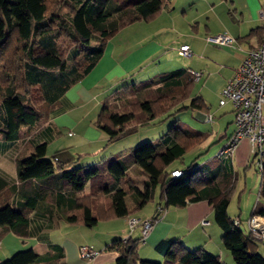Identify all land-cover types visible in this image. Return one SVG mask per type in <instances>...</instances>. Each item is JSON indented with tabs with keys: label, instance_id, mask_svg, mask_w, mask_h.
Masks as SVG:
<instances>
[{
	"label": "trees",
	"instance_id": "trees-1",
	"mask_svg": "<svg viewBox=\"0 0 264 264\" xmlns=\"http://www.w3.org/2000/svg\"><path fill=\"white\" fill-rule=\"evenodd\" d=\"M60 2L0 0V139L5 144L25 143L35 135L56 113L66 92L96 68L108 40L132 24L156 20L166 4V0H64L67 11L60 15ZM194 80L191 71L177 69L122 88L102 105L95 124L107 136L106 147L162 118L190 108L204 109L199 98L189 107L182 105L192 94ZM113 101L123 105L122 112L113 108ZM208 138L180 122L156 141L139 142L98 164L71 169H67L71 163L49 159L47 144H39L31 154L18 155L15 160L22 203L0 207V234L20 225L25 228L28 214L49 195H56L71 211L66 217L69 224L93 228L99 222L136 216L159 190L166 210L207 200L234 264H264L249 230L245 235L228 214L233 199L232 174L227 175L222 165L215 166L213 157L204 164H185L186 155ZM259 162L262 171L252 158L261 188L251 216L264 218V155ZM175 163L184 166L178 178L172 177ZM131 166L135 167L131 172L145 180L143 189L130 178ZM221 173L225 184L217 181ZM87 186L90 190L85 195ZM138 229L140 238L134 239ZM141 243V227L127 243L124 239L114 241L111 249L120 253L116 264H160L138 258ZM156 250L164 257L163 264H222L219 257L203 249L190 251L177 241H162ZM63 258V248L54 245L44 256L28 249L2 264H60Z\"/></svg>",
	"mask_w": 264,
	"mask_h": 264
},
{
	"label": "crops",
	"instance_id": "crops-1",
	"mask_svg": "<svg viewBox=\"0 0 264 264\" xmlns=\"http://www.w3.org/2000/svg\"><path fill=\"white\" fill-rule=\"evenodd\" d=\"M263 10L264 0H166L156 20L138 22L122 30L128 32L129 36L124 42L126 50L120 55L125 67L122 63L120 65L124 67L125 73H132L142 63L148 66L153 65L145 73V76H148L147 80L160 73L177 69L201 73L199 80H194L193 91L189 100L186 101V106L189 107L193 99L199 98L204 102L205 108L188 109L187 119L182 120V123L207 134L209 138L205 144L194 148L186 155L185 164H204L209 153L215 151L211 158L216 159L215 166L222 165L225 173L233 176V199L228 214L233 219H240V228L244 230L245 235L249 233L247 219L251 216L260 195L261 179L251 166L250 144L247 140L241 142L234 154L221 159L216 158L219 149L235 132V111L230 103L221 107L219 99L221 91L233 78L243 59L261 44L264 34V20L261 17ZM218 34L234 37L236 44L221 47L206 41L207 36ZM183 45L190 47L192 56L184 59L183 62H175L173 55L169 52L172 51L181 57L179 49ZM102 59L96 68H101ZM142 77L137 76L138 80ZM113 79L114 83L121 82L117 76ZM134 83L139 81L136 80ZM128 85L130 84H124V87ZM71 89L72 87L67 92ZM66 94L60 100L59 108L49 122L23 143L25 144L23 150L19 145L21 142L5 144L4 140L0 139V207L8 203L21 205L22 196L18 192L21 185L17 180L15 160L18 155L31 154L34 147L39 144H47L49 159L59 164L71 163L67 169L93 165V162L108 157L103 149L108 140L104 133L99 131L87 141L80 138L81 123L70 117L75 106L68 101ZM107 100L108 97L103 100V104ZM210 117H212L211 120H209ZM64 126L69 129L66 137L71 139L75 137V139L67 144H59L58 141L65 136L63 135ZM156 136L147 135L145 137L148 138L144 139L148 140L138 141H156L158 139ZM84 146L89 147L90 154L82 152L77 156L72 155L78 149L81 151ZM132 147L134 145H123L117 153L110 156L113 157ZM182 167H184L182 164L175 163L171 169L175 171ZM132 168L135 167L131 166L130 172ZM251 168L254 169V173L250 179L257 177L258 197L248 215V201L245 200L242 206V195L248 189L247 180ZM242 176L243 183L240 182ZM217 181L219 184H225L222 173ZM88 188L90 187L85 188V195L89 194ZM238 191L241 195L237 197V211H233L232 204ZM59 202L56 195L41 198L39 206L28 214V223L25 228L20 225L0 234V264L17 252L28 249H33L36 254L44 256L54 245H59L64 250V258L60 264H116L120 253L116 249H111V244L128 236L127 218L99 222L90 229L73 226L66 220L71 211H68L63 202H60L58 208ZM158 205L165 206L159 190L156 191L154 200L143 207L136 216L143 219L153 218ZM101 223L109 225L111 228L109 232L96 233L95 237L98 238H84L83 235L86 232L99 229ZM116 223L119 224V228L115 230ZM132 237L140 238L139 229ZM222 237L223 232L214 220L213 206L207 200H203L189 203L185 208H168L154 224L145 242L139 245L137 254L140 260L163 264L164 257L157 252L156 247L162 241H177L190 251L203 249L219 257L222 264H234L230 252L222 244ZM260 245L264 249V244L258 243L254 247L255 252L264 257L263 250L258 248ZM83 246L91 247L100 255L93 260L82 259L80 248Z\"/></svg>",
	"mask_w": 264,
	"mask_h": 264
},
{
	"label": "rangeland",
	"instance_id": "rangeland-1",
	"mask_svg": "<svg viewBox=\"0 0 264 264\" xmlns=\"http://www.w3.org/2000/svg\"><path fill=\"white\" fill-rule=\"evenodd\" d=\"M60 1H61L60 2L61 7L59 8V14L65 15L67 9L62 5L64 0H60ZM128 37H129L128 32L121 31L116 36L109 39L105 46V53L102 59L103 64L101 68L99 69L95 68L84 80H82L81 82L73 86L72 89L66 94L68 101L75 106L74 111L70 114V117L76 119L79 123H81L80 124V129H81L80 138L84 141L90 140L93 137L92 136L93 134L95 135V133H99V130L96 128L95 124L97 122L99 112L102 108V104L104 102L103 100L107 97L109 100L110 97L115 96L116 93H118L122 88H124V84L132 85L133 82H135L136 80L139 82L146 81L147 80L146 78H148V76H145V73H147V71L153 67V65L148 66L146 65V63H142L132 73L124 72L125 66L123 63V58L120 55L122 54V52H125L126 50V45L124 44V42L127 40ZM60 44H62V42ZM169 54L173 55L175 62H183L184 59H189L188 57H184V56L180 57L176 55L175 53H173L172 51L169 52ZM120 63H122L124 67H121ZM68 64H69V68L73 67L72 59L69 58ZM120 75H122V77H119ZM115 76H117V79L121 80V82L114 83L115 81L113 77ZM137 76H143V77L138 80ZM110 85H112V87L109 88ZM182 105H186V102L183 103ZM58 108L56 110H58ZM113 108H115L118 112H122L123 105L120 103L114 104V101H113ZM134 111L135 113L138 112L137 109H134ZM186 119H187L186 112L184 111L179 112L169 117H165L160 120H157L152 124L139 127L136 132L126 135V137L120 139L119 141L115 142L111 146L106 147V145L105 146L103 145L104 146L103 149L108 156L107 159L111 158L110 156L111 154L117 153L121 146L123 145L136 146L137 144L141 143L138 140L148 138V137H145L147 135L156 136V134H160L156 136L160 138L173 125L179 124L180 122H183L182 120H186ZM68 130H69L68 127L64 126L63 135L65 136H63V138L60 141H58L59 144H63V143L67 144V143H70L69 141L75 139V137L73 139L66 137ZM144 140H148V139H144ZM142 142H145V141L142 140ZM19 145H20V148L22 147L21 149L23 150L25 147L23 145L25 144L21 142ZM223 147H221L219 151ZM82 152L90 154L89 147L84 146L81 149V151L78 149V151H74L72 155L77 156L79 154H82ZM214 152L215 151L209 153V156L207 158H211ZM100 161L101 160L99 161L97 160L95 161V163L93 162V164H98ZM132 170H135V169L132 168ZM250 170L251 171L249 173V178L247 180L248 189L242 195V199H243L242 206H244L245 200L248 201V215L251 213L252 207L256 203V200L258 197L257 196L258 195L257 177L250 179L251 175L253 176L254 169L251 168ZM133 172L130 173L129 175L130 178L133 179L136 182L137 186H139V188L142 189L144 187L145 180L141 178L140 176L139 177L136 176ZM242 179H244L243 176L240 180V182L243 183ZM239 195H241V192L238 191L235 196V201L232 204L233 211H237V204H238L237 197ZM261 203L264 205L263 199L261 200ZM250 217L247 219V221L250 219ZM114 227H115L114 228L115 230L118 229L119 224L116 223ZM110 229L111 228H109V225L101 223L99 229H94L93 232H86L83 236L85 239L86 238L88 239L98 238V237H95L96 233L100 234L103 232H109ZM258 248L262 249L264 252L262 245L258 246Z\"/></svg>",
	"mask_w": 264,
	"mask_h": 264
},
{
	"label": "built area",
	"instance_id": "built-area-1",
	"mask_svg": "<svg viewBox=\"0 0 264 264\" xmlns=\"http://www.w3.org/2000/svg\"><path fill=\"white\" fill-rule=\"evenodd\" d=\"M261 17L264 20V10L261 11ZM206 41L221 47L236 44V39L228 34L207 36ZM179 54L189 58L192 56V51L188 45H183ZM191 73L195 81H198L201 73ZM228 103L235 111V132L216 156L224 158L234 154L241 142L247 140L250 144V156L256 160L258 170L262 171L259 159L264 155V34L261 44L248 53L233 78L221 91L219 105L223 107ZM211 119L212 117L209 118ZM181 174V171L175 170L172 172V177L178 178ZM166 211L163 206H159L154 218L129 217L127 220L129 234L124 238V242L127 243L131 234L141 227V242L144 243L154 224ZM234 224L240 226L241 222L235 219ZM247 227L253 240L264 244V218L259 215L251 216L247 221ZM80 255L84 260H93L100 253L91 247L83 246L80 248Z\"/></svg>",
	"mask_w": 264,
	"mask_h": 264
}]
</instances>
